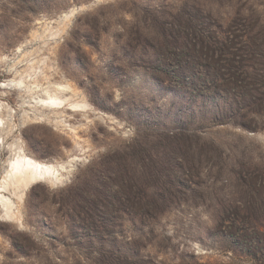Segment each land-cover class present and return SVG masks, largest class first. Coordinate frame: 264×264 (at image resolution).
Masks as SVG:
<instances>
[{
	"label": "rangeland",
	"instance_id": "1",
	"mask_svg": "<svg viewBox=\"0 0 264 264\" xmlns=\"http://www.w3.org/2000/svg\"><path fill=\"white\" fill-rule=\"evenodd\" d=\"M0 117V264H264V0H0Z\"/></svg>",
	"mask_w": 264,
	"mask_h": 264
},
{
	"label": "bare ground",
	"instance_id": "2",
	"mask_svg": "<svg viewBox=\"0 0 264 264\" xmlns=\"http://www.w3.org/2000/svg\"><path fill=\"white\" fill-rule=\"evenodd\" d=\"M44 105L60 108L65 102L64 99L57 95H48L42 99ZM0 125H3V120L0 117ZM16 174V179L12 180L17 188L30 185L31 183L38 182L45 179H50L54 182L57 177L53 171V165L47 162L40 161L35 157L29 155L21 144H16L12 151L8 163L5 164V177L10 179L12 174ZM8 180V181H10ZM5 182V181H3ZM1 187H4L1 185ZM7 211V210H6ZM7 215L13 216L10 211Z\"/></svg>",
	"mask_w": 264,
	"mask_h": 264
},
{
	"label": "trees",
	"instance_id": "3",
	"mask_svg": "<svg viewBox=\"0 0 264 264\" xmlns=\"http://www.w3.org/2000/svg\"><path fill=\"white\" fill-rule=\"evenodd\" d=\"M171 43H172V42H171ZM166 44H170V43L166 42ZM170 45L173 47L172 44H170ZM171 46H170V47H171ZM151 202H152V203H153V202L156 203L155 199H152Z\"/></svg>",
	"mask_w": 264,
	"mask_h": 264
},
{
	"label": "water",
	"instance_id": "4",
	"mask_svg": "<svg viewBox=\"0 0 264 264\" xmlns=\"http://www.w3.org/2000/svg\"><path fill=\"white\" fill-rule=\"evenodd\" d=\"M6 164V163H5Z\"/></svg>",
	"mask_w": 264,
	"mask_h": 264
}]
</instances>
